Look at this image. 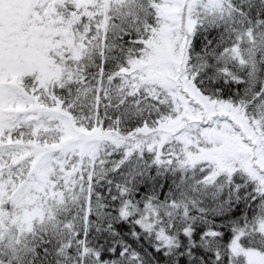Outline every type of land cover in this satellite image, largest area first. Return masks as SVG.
<instances>
[{"label":"snow or ice","instance_id":"1","mask_svg":"<svg viewBox=\"0 0 264 264\" xmlns=\"http://www.w3.org/2000/svg\"><path fill=\"white\" fill-rule=\"evenodd\" d=\"M0 264H264V0H0Z\"/></svg>","mask_w":264,"mask_h":264}]
</instances>
